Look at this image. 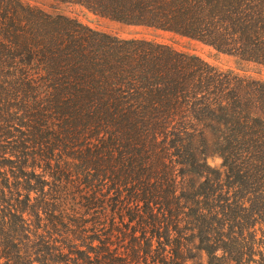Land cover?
Masks as SVG:
<instances>
[{"label":"trees","instance_id":"1","mask_svg":"<svg viewBox=\"0 0 264 264\" xmlns=\"http://www.w3.org/2000/svg\"><path fill=\"white\" fill-rule=\"evenodd\" d=\"M53 1L264 65V0ZM200 254L264 264V83L0 0V264Z\"/></svg>","mask_w":264,"mask_h":264},{"label":"rangeland","instance_id":"2","mask_svg":"<svg viewBox=\"0 0 264 264\" xmlns=\"http://www.w3.org/2000/svg\"><path fill=\"white\" fill-rule=\"evenodd\" d=\"M31 7L38 8L50 15H62L76 20L93 31L103 33L120 40H142L170 47L176 52L200 58L220 71H231L240 78L264 83V65L253 62L238 61L233 56L222 54L212 47L198 41L177 36L144 26H133L118 23L110 19L96 16L81 6L60 3L53 0H20ZM206 164L221 174L224 173L222 159L214 153L204 157ZM260 225L256 226L258 230ZM200 262L205 263V256L200 254Z\"/></svg>","mask_w":264,"mask_h":264}]
</instances>
